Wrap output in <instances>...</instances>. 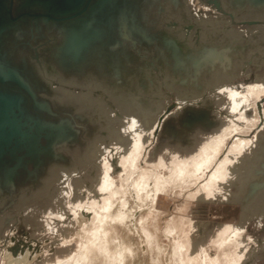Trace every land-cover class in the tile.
<instances>
[{"label":"rangeland","instance_id":"rangeland-1","mask_svg":"<svg viewBox=\"0 0 264 264\" xmlns=\"http://www.w3.org/2000/svg\"><path fill=\"white\" fill-rule=\"evenodd\" d=\"M176 3L104 4L90 17L101 34L74 66L62 65L57 55L60 28L37 30L35 22L32 29L22 27L20 40L10 30L0 37V63L16 69L32 93L13 81L0 82V91L22 97L23 120L38 139L31 137L0 158V264H9L7 254L27 251L28 264H75L91 240L96 246L86 252L84 264H183L175 249L184 235L191 241L187 258H198L189 264H228L233 253L240 264H264V214L252 210L260 197L248 209L241 201L253 182H264V172L259 173L264 166V2ZM21 5L16 0L15 12ZM254 86L261 92L252 93L244 123L232 115L225 88L244 95ZM230 120L238 131L227 138L220 157L236 140L249 145L215 194L197 192L205 182L200 179L184 189L160 191L149 203L155 179L171 178L173 158L188 161ZM40 125L45 129L38 132ZM57 127L64 128L61 138ZM51 135L57 137L53 143ZM139 137L136 169L129 167L126 174L121 160ZM106 165L119 189L113 205L121 201L119 209L131 214L142 205L128 225L117 223L105 237L108 257L99 249L106 229L94 210L82 208L96 203L103 213L110 196L100 189ZM143 173L149 187L139 192L133 183ZM140 217L146 218L142 228ZM179 224L180 233H171ZM230 225L239 235L220 242L219 231Z\"/></svg>","mask_w":264,"mask_h":264},{"label":"bare ground","instance_id":"bare-ground-1","mask_svg":"<svg viewBox=\"0 0 264 264\" xmlns=\"http://www.w3.org/2000/svg\"><path fill=\"white\" fill-rule=\"evenodd\" d=\"M172 2H174V1H172ZM73 23L74 22H71L70 24H66V26H64L62 32L60 33L61 34L60 37L63 40L62 50L65 53V54L64 53L63 54L65 56H67L66 54H69L72 58H74L76 56L77 51L82 47V44H83L82 41L85 40L87 35L89 36L88 28L86 26H82L81 28L76 27V29L82 30L81 32H79L77 30L80 37H76V34H75L76 29L72 26ZM71 27H73L74 29L71 30ZM73 30H75V31H73ZM225 89H224L225 93L228 96H230L232 99V104H231V108H230L232 115H234V116L238 115V120H243V122L246 123L248 121L246 109L250 105V98L252 96V93L258 95L261 92V88L258 86L249 87V89L247 90V93L244 95L237 94L233 91V89H230V88L229 89L225 88ZM100 94H101V92H100ZM136 125H137V122L133 121L132 127H135ZM237 131H238V123L236 121L232 120L231 122H229L227 128H225L217 136L211 138L208 143H204L200 147L199 153H197L195 156H193L188 161H181L179 157L175 156L173 158V161H172L173 174H172L171 178L166 179V180L155 179V183L151 187V190H153L152 191L153 194L150 196L149 203L155 202V200L158 196V193L160 191H164L169 187H174V188L181 187L184 189V187L187 188L193 182L199 181L200 179H202L201 181H205V182H203L199 186L197 192L204 193L207 196L214 195L216 190H217L216 188L218 187V184L221 181L228 178L229 172L233 171V168H231V166L234 165V161L238 158V156L240 154H242L244 151H246V148L249 145L248 141L236 140L232 143V145L230 147L227 148V153L224 155V157L223 158L220 157L221 151L223 150V147L226 144L227 138L230 135H232L234 132H237ZM72 134H73V136H75L74 133H72ZM142 144L143 143H141V139L139 137L136 140V142L133 143L132 151L129 154V156L125 159L122 158L121 164L123 166V169H125L126 174L129 171V169H128L129 167H131V169H134V170L136 169L137 156L139 155L140 151L142 150ZM160 165L159 166L161 168H163L164 164L160 163ZM110 170H111V167L109 165H106L104 172H103L104 175L102 176L103 178L100 182L101 191L110 193V196L105 198V201H104L105 207L102 209L103 213H99L96 211V209H95L96 203H86L84 206H82L84 211L94 210V212H96V219L99 222L100 226L103 229L104 228L106 229V230H104V238L101 237L104 240V245L103 246L99 245L100 246L99 249L106 254V257H108V255L111 254V249H110V245H109L110 242L108 239L105 238L107 236V234L109 233V231L111 232L112 230H114L115 225L117 223H123L125 225H128L127 224L128 219L130 220L131 216H132L131 217V219H132L136 215H139V210L141 209V206H142L139 204L140 207H138L137 206L138 204H137L136 206L138 207L137 208L138 211L131 214L130 212L127 213L126 210L123 209L124 206H123V208L121 207L122 209H119L121 201H120L119 205H117L118 202L115 204V205H117V207L119 206L118 208L113 205L114 199H112V198H114L118 195L119 189H116L114 182H113L112 178L110 177ZM262 172H264V166H263V169H261L259 173L262 174ZM146 176H147V173H143L139 177V180L133 183L134 188L136 190H138L139 192H142L144 189L149 187V184H148L149 182H148V179L146 178ZM259 181L257 183L256 182L252 183V189L249 192V195L248 196L245 195L244 197H242L241 201H242L244 209H248L252 206V204L256 200H258L257 198L260 197L259 198L260 201L257 203V205H254L255 207H252V210L254 209L253 211L255 212L256 210L261 208L260 210L262 211V214H264V196H262V194H264V182H259ZM128 185L130 186V184H128ZM122 192H123V190H122ZM261 192H263V193L260 194ZM149 193H150V189H149ZM244 194H246V193H244ZM123 196H125V195H123ZM123 196L121 195L118 197H123ZM146 199H148V198H146ZM245 199H247V200H245ZM126 200H128V199L126 198ZM138 200H140V199H138ZM143 200H145V199H143ZM141 201H142V199H141ZM133 202L129 203V204H133ZM146 202H147V200H146ZM127 205L128 204H126L125 208L127 207ZM259 205H261V206H259ZM133 206L136 207L135 205H133ZM128 208H130L129 205H128ZM149 209H152V208H148L147 211ZM149 211L151 212V210H149ZM131 212H132V210H131ZM137 221H139L138 224L140 225V227L141 226L144 227L143 224H145L146 218L140 217V220L138 219ZM135 225H137V224L135 223L134 226ZM130 226H132V225H130ZM128 228H130V227H128ZM180 230H182V226L180 224L174 225L173 227H170V232L171 233L173 232L174 234L180 233ZM132 231H134V229H132ZM239 231L240 230H238V228L235 229L231 225L230 226H224L219 231L218 239H220V242H222V243L227 241V239H229V240L234 239L235 237H237L239 235ZM188 237H189L188 235L181 236L182 241H180V243L178 244V247L175 249V251H179V253L181 254V261L183 264H189V263H192L193 261H195L196 259H198V258H195V259L194 258L193 259L187 258V257H190V253H189V241H190L189 238L190 237L189 238ZM88 242L91 244H89ZM88 242L85 243V246H84L85 248H83L86 251L81 253L76 258L77 260H76L75 264H84V260L88 259L87 254L90 252L89 249L94 245L96 246V243H94V241L91 240ZM116 243H118V242L116 241ZM86 252H87V254H86ZM118 254L119 255L122 254L120 250H119ZM237 256H238L237 254L233 253L228 260V264H240L241 260L238 259ZM7 258H8L9 264H12V263H14V264H28L30 261V258H31V254L28 251L25 254L19 255L17 257H12V256H10V254H7ZM206 261H208V260H206Z\"/></svg>","mask_w":264,"mask_h":264},{"label":"water","instance_id":"water-1","mask_svg":"<svg viewBox=\"0 0 264 264\" xmlns=\"http://www.w3.org/2000/svg\"><path fill=\"white\" fill-rule=\"evenodd\" d=\"M93 0H20L22 4L19 12H15L14 4L16 0H0V37L10 30L17 40H20L19 32L22 27L33 28L35 22L38 23L39 30L42 25H45L50 30L51 27L60 28L61 32L66 26L74 22L72 26L81 28L86 26L88 28V34L85 40H83L82 47L77 51V54L72 58L69 54L65 56L62 48L63 43L59 47L58 57H60V63L67 66H74L77 60H79L81 54L85 52L89 45L97 39V35L101 34V31H95L92 27V15L99 11L100 7L110 2L111 0H96L95 5H91ZM175 7L178 6L177 0H172ZM235 3H257L264 0H233ZM89 7V8H88ZM88 8V9H87ZM87 10V11H86ZM19 23L20 26L15 25ZM87 24V25H86ZM18 26V27H17ZM71 27V30L74 29ZM77 30H73L76 33V37H80ZM60 32V33H61ZM91 34V35H90ZM61 35V34H60ZM89 38V39H88ZM63 42V40H62ZM10 53L9 51H7ZM64 53V54H63ZM7 81H13L26 89L29 93H32L29 85L24 81L22 75L14 68L6 67L0 63V82L6 83ZM23 99L19 95H11L6 91H0V158L9 151L18 149L21 145H27L32 138H36L32 135V125L27 128L28 122L23 120L22 111ZM45 129L40 125L37 129ZM50 129H54L53 127ZM57 137L61 138V134L64 132L63 127H57ZM52 137V143L56 136ZM37 139V138H36ZM38 140V139H37ZM36 140V142H38ZM38 143L31 145L37 147ZM35 147V148H36Z\"/></svg>","mask_w":264,"mask_h":264}]
</instances>
